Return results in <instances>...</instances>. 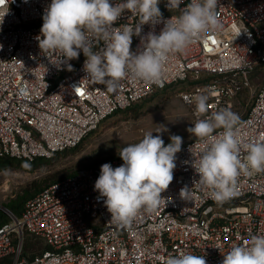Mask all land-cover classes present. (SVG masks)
Here are the masks:
<instances>
[{"label": "built area", "instance_id": "2783aa9c", "mask_svg": "<svg viewBox=\"0 0 264 264\" xmlns=\"http://www.w3.org/2000/svg\"><path fill=\"white\" fill-rule=\"evenodd\" d=\"M115 4L119 0H110ZM190 0H184L183 9ZM51 0H0V157L33 161L50 159L75 147L113 114L150 97L157 90L194 82V93L208 96V113L229 108L238 114L241 143L264 141V83L249 107L241 112L236 96L248 87V76L264 66V0H218L222 30L169 57L159 85L125 79L109 92L86 78L85 56L59 67L56 55L43 53L37 37ZM160 0L163 19L180 15ZM138 17L125 12L116 22L134 26ZM164 23L142 26L134 36L133 52L141 37L159 34ZM239 34V35H238ZM103 47L98 41L94 51ZM190 97L189 94H185ZM217 129L213 136H219ZM205 143L192 138L176 154L174 179L162 193L167 200L154 213L141 212L128 227L111 224L94 185L101 166L123 164L112 158L77 170L51 183L28 199L19 216L6 212L0 226V264H165L181 252L204 256L207 264H221L223 254L252 234H264V172L237 178V196L222 205L194 183L199 174L194 160ZM191 189L190 201L180 191ZM25 234L40 238L48 249L32 258L22 256Z\"/></svg>", "mask_w": 264, "mask_h": 264}, {"label": "clouds", "instance_id": "9594fccd", "mask_svg": "<svg viewBox=\"0 0 264 264\" xmlns=\"http://www.w3.org/2000/svg\"><path fill=\"white\" fill-rule=\"evenodd\" d=\"M160 0H51L43 15L39 47L49 58L58 57V67L85 56L83 70L86 78L103 85L107 91L118 90L121 81L132 79L159 85L163 68L173 54L183 53L191 44L213 32L222 30L217 16L218 0H167L170 12L180 9V15L164 20ZM7 11L0 13V25ZM138 17L134 26H115L125 12ZM164 23L159 34L150 31L141 37L138 52L131 50L134 36H140L144 24ZM239 35V34H238ZM98 41L103 47L94 51ZM2 47V46H0ZM208 96L195 100L197 120L188 131L205 143L193 167L199 174L198 184L209 197L222 205L238 195L237 178L241 173L252 175L264 172V141L241 143L238 114L229 108L211 116ZM204 117V118H200ZM222 129L219 136H213ZM162 131V130H161ZM156 131V132H161ZM170 143L160 135L148 132L134 144L119 151L123 164L113 168L101 166L94 190L98 191L108 212L110 223L118 228L128 227L141 212L154 213L167 200L162 196L174 179L176 154L181 151L183 138L170 136ZM191 189H181L180 197L190 201ZM221 264H264V234H252L243 244L233 245L223 254ZM165 264H207L204 256L181 252L169 255Z\"/></svg>", "mask_w": 264, "mask_h": 264}, {"label": "rangeland", "instance_id": "374dc122", "mask_svg": "<svg viewBox=\"0 0 264 264\" xmlns=\"http://www.w3.org/2000/svg\"><path fill=\"white\" fill-rule=\"evenodd\" d=\"M248 82V87L234 100L236 107L241 105V112L249 107L254 94L263 85L264 66L252 72ZM195 88L196 84L189 81L157 90L132 108L104 120L96 130L85 136L78 148L57 155L53 161L47 160L36 166L13 162L0 169V210L7 215L2 206L8 209L25 191L33 192L57 173L65 175L119 157L118 153L123 147L138 143L148 132H153L154 136L160 135L165 146L171 142L172 135L181 136L183 143L195 138L188 129L197 120L196 97L204 95L194 93Z\"/></svg>", "mask_w": 264, "mask_h": 264}, {"label": "trees", "instance_id": "16d2710c", "mask_svg": "<svg viewBox=\"0 0 264 264\" xmlns=\"http://www.w3.org/2000/svg\"><path fill=\"white\" fill-rule=\"evenodd\" d=\"M145 100V99H144ZM136 104H134L133 106H135ZM133 106H131L130 108H132ZM128 108V109H130ZM119 113V112H117ZM115 113V114H117ZM113 114V115H115ZM112 115V116H113ZM85 138V137H84ZM84 138L81 140V142L79 144H77L75 147L64 150L62 152H57L53 155L52 158L50 159H45V158H36L35 160L29 162L26 160H19V159H12V158H7V157H0V169L4 168L5 166L10 165L13 162H26L28 165H39L41 163H43L44 161H53L55 159V157L63 152H68L71 150H75L76 148H78L80 146V144L82 143V141L84 140ZM116 158H120V157H116ZM109 160V159H108ZM99 164V163H98ZM96 164L93 165H89V166H94ZM86 166V167H89ZM77 170H73L72 172H69L65 175H63L62 173H57L56 175L49 177L47 180L44 181V184L42 186H38L36 187V189L33 190V192H28L25 191L24 194L19 198V200L13 204L8 206V210H10L13 214H15L16 216H19L25 202L30 199L34 194H36L37 192H39L42 188H44L45 186L54 183L56 181H59L61 179H64L66 177H69L71 175H73ZM8 218L7 216L3 213L2 210H0V226L7 222ZM48 249V246L38 237H35L33 235H29V234H25L23 237V245H22V256L27 257V258H32L34 255H37L39 253H41L42 251ZM6 264V263H3Z\"/></svg>", "mask_w": 264, "mask_h": 264}, {"label": "water", "instance_id": "95a60500", "mask_svg": "<svg viewBox=\"0 0 264 264\" xmlns=\"http://www.w3.org/2000/svg\"><path fill=\"white\" fill-rule=\"evenodd\" d=\"M2 208H3V209L6 211V212H8V211H9L7 208H5V207H3V206H2Z\"/></svg>", "mask_w": 264, "mask_h": 264}]
</instances>
